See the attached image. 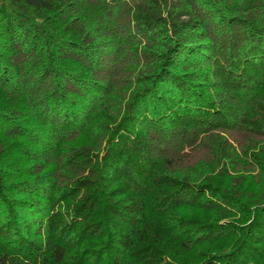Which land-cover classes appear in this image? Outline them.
<instances>
[{
    "label": "trees",
    "instance_id": "1",
    "mask_svg": "<svg viewBox=\"0 0 264 264\" xmlns=\"http://www.w3.org/2000/svg\"><path fill=\"white\" fill-rule=\"evenodd\" d=\"M0 264H264V0H0Z\"/></svg>",
    "mask_w": 264,
    "mask_h": 264
}]
</instances>
